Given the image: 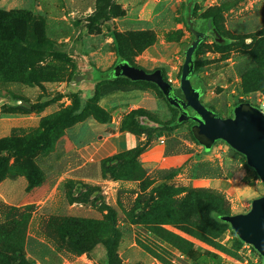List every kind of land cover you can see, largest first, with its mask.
I'll use <instances>...</instances> for the list:
<instances>
[{"label":"rangeland","instance_id":"374dc122","mask_svg":"<svg viewBox=\"0 0 264 264\" xmlns=\"http://www.w3.org/2000/svg\"><path fill=\"white\" fill-rule=\"evenodd\" d=\"M189 2L0 0V12L18 13L9 20L16 38L0 31V264H109L105 244L116 232L117 264H195L185 255L191 247L219 255L218 264H264L251 245L228 254L234 231L220 235L217 225L218 214L252 205L192 183L237 172L243 155L223 141L206 150L195 122L179 123L195 113L154 89L95 99L125 64L119 35L124 55L162 70L184 100L183 65L197 39ZM211 12L220 15V41L203 18ZM192 21L207 35L195 55L202 103L223 119L248 101L264 113V0H198ZM129 107L145 113L139 126L113 128L112 114L125 119ZM82 237L90 251L76 246Z\"/></svg>","mask_w":264,"mask_h":264},{"label":"water","instance_id":"95a60500","mask_svg":"<svg viewBox=\"0 0 264 264\" xmlns=\"http://www.w3.org/2000/svg\"><path fill=\"white\" fill-rule=\"evenodd\" d=\"M188 22L190 31L197 39L187 51L183 65L180 90L184 100L172 96L173 87L165 80L161 70L148 73L125 63L115 68L114 75L132 82L154 84L171 106L184 111L191 109L195 116L182 114L179 123L190 120L195 122L192 133L198 143L206 150H211L218 141L227 143L246 158L248 166L256 172L264 185V113L250 103H242L235 109L233 118L223 119L202 103L201 93L193 86L191 77L195 53L207 35L196 31L191 14ZM211 28L212 23L209 22V29ZM222 220L231 226L244 244L251 245L264 259V196L252 202L248 213L223 217Z\"/></svg>","mask_w":264,"mask_h":264},{"label":"trees","instance_id":"16d2710c","mask_svg":"<svg viewBox=\"0 0 264 264\" xmlns=\"http://www.w3.org/2000/svg\"><path fill=\"white\" fill-rule=\"evenodd\" d=\"M197 2L198 0H190V7H189V15L191 14V16H196L197 15ZM191 11V12H190ZM18 13H13V14H5L0 12V31L4 32L6 35L10 36V37H14L16 38L17 33H18V24L16 23V21L13 22H9L10 19H15L17 18ZM219 16L218 13L216 12H211L208 13L206 15L203 16L204 20H207L208 22L212 23V27L214 28V31L216 32V36L218 38V40H222V34H221V29L219 26ZM208 28H209V24ZM120 36L116 35L115 36V42L117 44V49H118V54H119V58H121L122 63H127L130 66L133 67H137L135 63H133L128 57H126L124 55V53L122 52V48H121V44H120ZM200 47V46H199ZM196 55V53H195ZM197 66L195 65V56H194V71H193V75L191 77V81L193 86L195 87V82L197 81V78L194 76L197 73ZM162 71V70H161ZM155 72V71H154ZM163 72V71H162ZM151 73V72H148ZM153 73V72H152ZM164 76V73H163ZM165 78V76H164ZM165 80L167 81V79L165 78ZM106 89V92L102 91V94H100L101 89ZM130 89H136V90H147V89H154L156 90V92L158 93V95L164 99L167 103V99L165 98L164 94L160 91V89L151 83H147V82H132L129 79H126L124 77H118V78H112L110 80H107V82H105L103 85H99L96 87V91H95V99L96 98H100L102 99L103 97H105V95H110V94H115L117 92H126L129 91ZM198 90V89H197ZM240 95L241 96H248L247 93H244L243 91H240ZM245 103H249L245 102ZM168 105H170L168 103ZM240 104H238L237 106H239ZM171 106V105H170ZM173 107V106H171ZM207 107V106H206ZM209 108V107H207ZM210 109V108H209ZM259 109V108H258ZM78 109H76L75 111H77ZM211 111H213L214 113H216L214 110L210 109ZM98 112L100 114H103L102 109H98ZM144 112L143 110H138V111H133L131 112L128 116L125 117V119L123 120L124 123V128H122L123 131H126V127H132V126H139V119L144 116ZM217 114V113H216ZM69 119V116L64 117V119H62V122H67ZM171 126L174 125V123H170ZM194 136V135H193ZM195 138V137H194ZM196 140V139H195ZM197 141V140H196ZM198 142V141H197ZM5 163V159L2 160L0 162V166H2ZM245 167L251 169L247 162L245 161L244 163ZM257 178L260 180V178L258 177V175L256 174ZM228 216H232L230 211H224L221 214H218V219L220 221V223H217V225L222 229L219 234L222 235L224 234L226 231H232L231 226L224 222L222 220L223 217H228ZM79 219H71L70 221L66 220L65 223L66 224H72L74 226L79 227ZM79 230H82V228L79 227ZM82 231H85L84 229ZM93 236V235H92ZM118 237L119 234L118 232L115 233L113 240L111 242H107L105 244V247L107 249V256H108V262L109 264H117L118 262V257H117V253H116V245H118ZM82 241L78 244H76V246L78 248H80V250L82 251H90L91 248L88 245V239L82 237L81 238ZM231 243V249H225L226 251H228V254H231L233 252L235 253H239L243 247H244V243L237 237V235L233 232V236L232 239L230 241ZM82 244H86L84 246H82ZM185 255L187 256L188 259L194 261L195 264H218L220 263V257L217 254H214L212 252H200L195 250L194 248H189L186 252Z\"/></svg>","mask_w":264,"mask_h":264},{"label":"crops","instance_id":"0c3cea01","mask_svg":"<svg viewBox=\"0 0 264 264\" xmlns=\"http://www.w3.org/2000/svg\"><path fill=\"white\" fill-rule=\"evenodd\" d=\"M138 92L142 91L138 90ZM102 108L104 107L102 106ZM134 108L135 107H129V112H132ZM118 113L119 112L113 113L112 117ZM110 125L112 126V124ZM220 166L219 168L222 170L226 168L223 163L220 164ZM198 182L207 185L205 189L222 192L229 197L233 203L239 204L245 208H249L254 200L264 196V185L261 180L257 178L256 172L243 165H240L237 172L229 173L222 177L196 178L192 181L193 186L195 187Z\"/></svg>","mask_w":264,"mask_h":264},{"label":"built area","instance_id":"2783aa9c","mask_svg":"<svg viewBox=\"0 0 264 264\" xmlns=\"http://www.w3.org/2000/svg\"><path fill=\"white\" fill-rule=\"evenodd\" d=\"M263 107H264V104H263ZM123 120H124L123 114L118 113V114L113 115L112 122H111L112 127L115 129H119V127L123 123Z\"/></svg>","mask_w":264,"mask_h":264},{"label":"flooded vegetation","instance_id":"af4514ba","mask_svg":"<svg viewBox=\"0 0 264 264\" xmlns=\"http://www.w3.org/2000/svg\"><path fill=\"white\" fill-rule=\"evenodd\" d=\"M172 96H174V95L172 94Z\"/></svg>","mask_w":264,"mask_h":264}]
</instances>
